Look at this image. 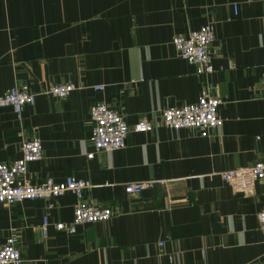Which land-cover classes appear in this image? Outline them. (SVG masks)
I'll list each match as a JSON object with an SVG mask.
<instances>
[{"label": "crops", "instance_id": "obj_1", "mask_svg": "<svg viewBox=\"0 0 264 264\" xmlns=\"http://www.w3.org/2000/svg\"><path fill=\"white\" fill-rule=\"evenodd\" d=\"M208 22L215 70L198 74L173 39ZM263 73L264 0H0V93L16 84L36 93L20 115L0 106V161L39 136L44 153L28 164L30 181L89 180L84 200L116 210L70 233L54 223L73 219L71 191L0 202V244L17 230L22 264H264V179L242 191L222 174L264 159ZM60 82L77 88L45 92ZM204 90L223 98L222 125L208 136L164 125V108ZM98 101L129 126L147 120L153 129L89 158ZM144 180L154 185L125 189Z\"/></svg>", "mask_w": 264, "mask_h": 264}, {"label": "built area", "instance_id": "obj_2", "mask_svg": "<svg viewBox=\"0 0 264 264\" xmlns=\"http://www.w3.org/2000/svg\"><path fill=\"white\" fill-rule=\"evenodd\" d=\"M236 9V6H235ZM215 40V24L208 22L188 34L174 37L173 43L177 52L195 65L198 74L210 73L215 70L210 47ZM264 76V73H263ZM77 86L73 82L51 84L45 92L57 97L68 96ZM95 88L102 89V85ZM264 97V89L262 92ZM36 93L25 84L14 85L0 93V106L11 105L20 115L24 105L34 104ZM223 98L204 90L197 101L177 106H168L162 112L164 125L180 129L195 128L202 136H208L212 129L222 125L224 118L219 112ZM93 149L88 152L89 158L103 151L122 148L131 130L149 131L153 124L147 120L138 121L129 126L124 115L109 104L98 101L91 106ZM21 155L14 160L0 161V202L13 203L24 199H46L60 196L67 191L73 192L78 202L74 208V217L70 221H56V228L70 233L77 232L82 224L97 222L111 218L116 210L111 206H102L84 200V192L92 186L89 180L76 178L72 175L63 180L52 176L33 183L27 177L28 164L43 157L44 145L39 136H33L22 142ZM226 182L233 184L242 191H252L258 180L264 179V159L245 165L230 168L222 172ZM130 194H137L145 188L153 186V180L128 181L124 183ZM54 207L53 202L47 204L48 210ZM259 225L264 232V208L258 213ZM49 211L43 216V229L50 224ZM19 232L12 230L6 241L0 244V264H22L24 258L18 245Z\"/></svg>", "mask_w": 264, "mask_h": 264}]
</instances>
